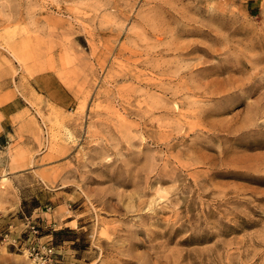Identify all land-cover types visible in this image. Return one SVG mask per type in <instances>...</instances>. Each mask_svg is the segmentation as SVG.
Returning a JSON list of instances; mask_svg holds the SVG:
<instances>
[{"label":"rangeland","instance_id":"obj_1","mask_svg":"<svg viewBox=\"0 0 264 264\" xmlns=\"http://www.w3.org/2000/svg\"><path fill=\"white\" fill-rule=\"evenodd\" d=\"M5 91L0 264H264V0H0Z\"/></svg>","mask_w":264,"mask_h":264},{"label":"crops","instance_id":"obj_2","mask_svg":"<svg viewBox=\"0 0 264 264\" xmlns=\"http://www.w3.org/2000/svg\"><path fill=\"white\" fill-rule=\"evenodd\" d=\"M36 81L37 82H35V85L43 87L44 90L42 92L46 96V98L48 97L49 100H52V102L57 105H66V99H68L69 97L66 94L63 86L57 80H55L51 76L44 74L39 76ZM11 93L12 92L7 93V91H5L3 94L4 97H6L3 102H7L2 107L3 109H1L2 120H0V133L3 131L4 122L7 121V126H11V117L18 113V109H14L16 97L14 96L13 98V94ZM0 98H2V95H0Z\"/></svg>","mask_w":264,"mask_h":264},{"label":"bare ground","instance_id":"obj_3","mask_svg":"<svg viewBox=\"0 0 264 264\" xmlns=\"http://www.w3.org/2000/svg\"><path fill=\"white\" fill-rule=\"evenodd\" d=\"M195 49H192V51H194Z\"/></svg>","mask_w":264,"mask_h":264}]
</instances>
